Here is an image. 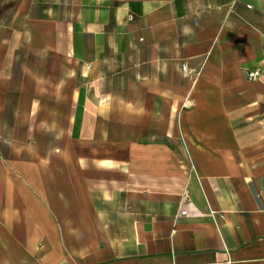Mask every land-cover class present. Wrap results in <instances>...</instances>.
<instances>
[{
    "label": "crops",
    "instance_id": "0c3cea01",
    "mask_svg": "<svg viewBox=\"0 0 264 264\" xmlns=\"http://www.w3.org/2000/svg\"><path fill=\"white\" fill-rule=\"evenodd\" d=\"M0 264H264V0H0Z\"/></svg>",
    "mask_w": 264,
    "mask_h": 264
},
{
    "label": "built area",
    "instance_id": "2783aa9c",
    "mask_svg": "<svg viewBox=\"0 0 264 264\" xmlns=\"http://www.w3.org/2000/svg\"><path fill=\"white\" fill-rule=\"evenodd\" d=\"M181 69H182V73H183L185 76L190 75V70H189L187 64L182 65V68H181ZM260 74H261L260 71L250 72V73L248 74V78H249L250 80L254 81V80H257V79L260 77Z\"/></svg>",
    "mask_w": 264,
    "mask_h": 264
},
{
    "label": "rangeland",
    "instance_id": "374dc122",
    "mask_svg": "<svg viewBox=\"0 0 264 264\" xmlns=\"http://www.w3.org/2000/svg\"><path fill=\"white\" fill-rule=\"evenodd\" d=\"M13 251L15 252V249L12 248V247H10V248H9V253H11V252H13Z\"/></svg>",
    "mask_w": 264,
    "mask_h": 264
}]
</instances>
